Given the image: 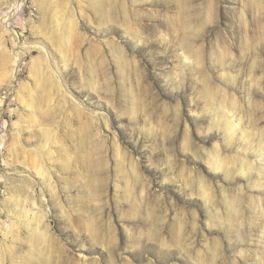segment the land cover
Masks as SVG:
<instances>
[{
  "label": "rangeland",
  "instance_id": "374dc122",
  "mask_svg": "<svg viewBox=\"0 0 264 264\" xmlns=\"http://www.w3.org/2000/svg\"><path fill=\"white\" fill-rule=\"evenodd\" d=\"M262 147L264 0H0V264H264Z\"/></svg>",
  "mask_w": 264,
  "mask_h": 264
},
{
  "label": "bare ground",
  "instance_id": "6f19581e",
  "mask_svg": "<svg viewBox=\"0 0 264 264\" xmlns=\"http://www.w3.org/2000/svg\"><path fill=\"white\" fill-rule=\"evenodd\" d=\"M101 1V0H100ZM95 3V2H94ZM42 72H44V71H42ZM48 73L49 74H51V71L49 70L48 71ZM47 73V74H48ZM37 74V73H36ZM38 75V74H37ZM46 75V74H45ZM44 76V75H43ZM44 77H46V76H44ZM48 78V77H47ZM44 79V78H43ZM42 82V81H41ZM230 131H231V127L233 128V126H231L230 124H228L227 126H226ZM225 128V127H224ZM227 129V130H228ZM234 130V129H233ZM263 146V145H262ZM262 149H264L263 147H262ZM263 152V151H262ZM260 155V154H259ZM212 161H211V166L213 167V169L214 170H217V169H225V168H227L228 169V167H227V164H225V161L223 162L221 159H219L217 156H215L213 159H211ZM247 171H251L250 169V166L248 165V164H241L240 166H239V169H240V172H242L244 169ZM236 170V169H235ZM13 208V207H12Z\"/></svg>",
  "mask_w": 264,
  "mask_h": 264
}]
</instances>
